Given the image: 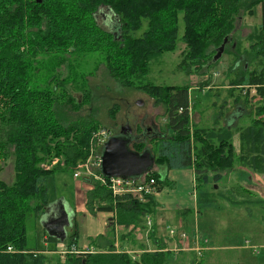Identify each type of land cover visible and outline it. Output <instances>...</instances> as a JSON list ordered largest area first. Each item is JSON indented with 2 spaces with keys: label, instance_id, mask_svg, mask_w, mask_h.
<instances>
[{
  "label": "trees",
  "instance_id": "16d2710c",
  "mask_svg": "<svg viewBox=\"0 0 264 264\" xmlns=\"http://www.w3.org/2000/svg\"><path fill=\"white\" fill-rule=\"evenodd\" d=\"M257 5L264 10V0H0V159L7 157L9 149L15 157L13 182L0 180V264H203L205 250L197 261L193 252L188 256L183 251L163 250L164 243L156 235V195L163 188H174L167 177L171 169L193 172L196 208L177 212L185 232H190L194 214L205 209H220L224 204L264 209V199L240 182L232 179L229 187L218 185L226 183L231 173L242 179V170L264 176V117L253 118L248 125H231L222 115L224 100L214 126H200L190 119L189 85L148 80L150 63L176 50L178 43L184 46L176 70L186 76L207 75L225 40L232 46L223 47V53L233 56L228 70L236 73L226 91L236 105H244L248 89L244 98L234 91L253 88L260 97L255 113L264 115V16L251 34L248 49L242 50L240 43L228 39L237 15L251 14ZM102 8L113 13V30L96 22ZM92 51L102 55L110 78L145 93L164 108L165 123L158 136L129 143L131 150L140 153L149 148L154 156L150 170L133 178L137 184L153 180L154 193L141 198L113 194L110 177L100 167L94 168L83 177L90 186L85 208L91 215L113 214L105 234L90 239L89 252L76 253L73 222V231L62 241L67 250L64 254L58 253L59 241L50 236L47 239L53 246L49 253L30 249L26 246V215L32 213L38 219L52 202L48 180L58 171H72L56 166L44 171L40 163L53 154L74 168L91 154L102 153L103 144L94 137L100 122L92 114H81L91 96L89 73L76 76L70 70L72 57ZM64 70L69 76H62ZM208 83L207 79L201 82L198 91L208 87L216 95L218 91L212 92ZM113 108L108 111L111 119L115 118ZM220 118L224 119L221 126ZM137 131H143L141 126ZM235 134L237 144L233 143ZM146 218L152 220L147 242L135 235L136 229L144 232Z\"/></svg>",
  "mask_w": 264,
  "mask_h": 264
},
{
  "label": "rangeland",
  "instance_id": "374dc122",
  "mask_svg": "<svg viewBox=\"0 0 264 264\" xmlns=\"http://www.w3.org/2000/svg\"><path fill=\"white\" fill-rule=\"evenodd\" d=\"M262 16H264V10H262L261 5H257L251 14L240 13L237 15L234 23V28L231 35L228 39L236 40L241 44V49H248L249 44L251 43V34L259 28L261 24ZM113 13L108 8H102L99 10L96 16V22L99 23L103 28L113 30L116 27V23L113 20ZM183 25L180 22V32H182ZM253 42V41H252ZM225 44V43H224ZM226 45V44H225ZM231 43H228L226 47L232 49L230 46ZM184 44L178 43L176 50L173 52H165L160 56L156 57L153 62L150 63V73L148 75V80L155 82L156 84H166V85H189L190 91V119L191 122L197 123L200 126H214V117L220 112V105L223 104L225 100V108L222 112V115H226L225 118H231V125H248L251 122V119L256 117H264L263 114H256L255 108L258 101L260 102V97L255 93L253 88H247L248 86H243V88H237L234 93L240 94L242 98L246 90L248 89V98L245 102L246 104L236 105L233 102V97L230 96L228 90L229 79L235 76V70H228V67L233 61V56L230 52L222 53L215 60L216 63L208 69L207 75L200 76L199 74L184 75L182 72L176 70V66L179 61V54L183 49ZM71 63L73 64L72 70L78 74L89 73L88 74V88L91 92L89 104L85 105V110L81 113L83 115L92 114L97 121L100 122V129H105L109 131L110 136L119 134L122 127L132 129L141 126L142 128L150 127V132L146 135L139 136V139H144L146 142L154 132H159V128L165 123L164 108L162 105H155L153 99L150 98L145 93L137 91L135 89L123 87L117 80L110 78L105 70L103 63L102 55L97 51H92L80 55L79 57H72ZM80 63L79 65L77 63ZM253 65V64H252ZM253 66L249 67L252 69ZM231 69V68H230ZM205 70V69H204ZM69 73L64 70L62 76H69ZM209 80V86L213 87V91H218L216 95L211 94L208 90L203 91L206 87L198 91L200 83L205 80ZM79 81V78L77 79ZM74 83V82H73ZM208 88V87H207ZM239 89H243L242 92H238ZM210 91V90H209ZM79 98V94H75ZM137 102L141 104L138 105ZM114 107V108H113ZM117 107V108H115ZM113 108L115 111V118L111 119L109 117L108 111ZM252 111L249 113V111ZM247 115H244L246 114ZM224 119L220 118L218 124L221 126ZM144 133V131H143ZM238 138L235 134L233 137V143L237 144ZM148 146H151L148 144ZM154 146V145H152ZM13 150L9 149L7 157L5 159H0V180L10 184L13 182L15 170V157L13 155ZM92 160L94 155H92ZM88 158L86 159V161ZM92 160L89 167L91 171L96 168ZM85 161V162H86ZM84 162V163H85ZM40 168L44 171H49L58 167L59 169L65 170L70 168L72 171H61L57 172L54 177L56 181L53 182V179L48 180V190L49 196L52 199H57L59 196H64L70 203H73L75 199V180L78 178L73 177V169L76 167L67 166L64 162L62 156L51 155L48 159L40 163ZM173 172L179 174L177 170H172ZM244 176L242 179L235 176L234 173H231L229 180L226 183H220L218 185H232L234 181H238L251 191L255 196L264 199V176L251 173L247 170H242ZM84 173V172H82ZM86 175L80 176L83 178ZM79 182L81 180H78ZM84 186V184H82ZM89 189L90 186H87ZM77 188V186H76ZM83 188V187H81ZM78 189V188H77ZM85 192V191H84ZM83 192L84 200L86 201V192ZM138 197V195H132ZM254 196V197H255ZM250 207V206H249ZM253 207V206H252ZM215 211L214 222L219 223L220 219L225 220V223L219 229H216L214 234H218L217 239L221 245H229L234 242H245L250 236L251 243L259 245L264 244V227H263V216L264 209L260 207H253V213H250V216L246 217V221H241L242 217H238L236 212L234 215L230 212L227 216L226 214L231 210H213ZM239 211L242 213H247L246 208L243 206L239 207ZM250 211V208L248 210ZM233 215V216H232ZM208 212H202L199 216V220L205 222L209 225V221H206ZM211 216V214H210ZM209 216V217H210ZM83 218H78L80 224ZM260 227V234H259ZM26 228V246L30 249L38 247L42 249L41 244V235L43 232V226L40 224V221L33 216L32 213L26 215L25 220ZM71 233V227L69 229ZM260 236V237H259ZM255 247L253 250H243V249H224L219 253L223 258L221 259L220 255H213L211 258L204 260L203 264H264V246ZM64 247H61V249ZM259 253V254H254ZM185 253V252H184ZM236 255L240 257V261L237 262ZM188 261V260H187ZM221 261V263H219Z\"/></svg>",
  "mask_w": 264,
  "mask_h": 264
},
{
  "label": "crops",
  "instance_id": "0c3cea01",
  "mask_svg": "<svg viewBox=\"0 0 264 264\" xmlns=\"http://www.w3.org/2000/svg\"><path fill=\"white\" fill-rule=\"evenodd\" d=\"M202 90V89H201ZM206 89H203L204 92H206ZM228 123H231V118L227 120ZM172 170H177L179 174L173 172ZM168 179L175 185L174 188H163L157 195L156 200L158 202V206L156 208V228L157 232L156 235L160 239V236L164 233V226L166 224H181L183 225V221L177 214L178 211H181L182 209H192L195 210L196 203H195V195H194V181H193V172L192 169H171L167 173ZM78 180H81L80 182ZM56 181V177L53 179V182ZM233 182V180H231ZM75 199L73 203H70L64 196H59L57 199H52V202L46 207V209L43 211V213L40 215L38 220L40 221V224L43 226V232L41 235V244L42 249H46V253H49L50 249H52L53 243L48 240V236L57 239L59 242L56 244V249H58V253L61 250V247L65 246V244L62 242L61 239H66L69 233V229L72 226L73 222H75V227L77 229V249H83V248H89L90 247V239H94L98 235H104L107 229V226L109 225V221L112 218L113 214L111 212H98L95 215H91L85 208V200L83 196V192L87 191L88 189V183L83 178H78L75 180ZM84 184V186L82 185ZM77 186V188H76ZM226 187H229L230 184L225 185ZM83 187V188H81ZM84 192V193H85ZM251 209V212L242 213L239 211V207H232L227 204H224L222 208L216 209V210H231L229 211L226 216L232 212H236L238 217H242L241 221H246V217L250 216V213H253V207H248ZM66 211L69 217V225L65 226V234L64 236H54L50 235L46 228L44 227V224L53 222L57 220L61 215L63 211ZM214 209H205L203 212H208V216L206 221H209V225H207L205 222H202V220H199L200 214H194V219L192 223V228L190 229L191 235H200L201 237L205 238L207 241L206 243V250L205 255L203 258V261L207 258H211V256L220 255L219 251L224 249H243V250H253L256 244L251 243V238L248 236V239L245 240V242H234L233 244L229 245H221L219 243V240L217 239L218 234H214L216 229H219L222 227V225L225 223V220L220 219V222H214V215L215 211ZM211 214V216H210ZM232 215V216H233ZM210 216V217H209ZM78 218H83L82 222L80 224ZM181 219V220H180ZM215 227V228H213ZM73 230H71L72 232ZM189 231V230H188ZM264 231V230H263ZM218 232V231H217ZM261 230L259 227V234ZM219 233V232H218ZM260 237V236H259ZM264 239V237H261ZM264 244L259 245L258 248L263 247ZM33 249L39 250L40 248L35 247ZM186 255L191 256L193 253L189 251H184ZM253 252V251H252ZM192 253V254H191ZM254 254H259L255 253ZM221 259L223 258L220 255ZM237 262L240 261V257L236 255ZM221 263V261L219 262Z\"/></svg>",
  "mask_w": 264,
  "mask_h": 264
},
{
  "label": "built area",
  "instance_id": "2783aa9c",
  "mask_svg": "<svg viewBox=\"0 0 264 264\" xmlns=\"http://www.w3.org/2000/svg\"><path fill=\"white\" fill-rule=\"evenodd\" d=\"M95 138L99 140V144H104L106 140L109 137L108 131L105 129H101L97 131L94 135ZM92 156L90 155L88 157V160L83 163L79 164L75 169H73V177L79 178L80 176L84 175H91V169L89 167V160ZM100 158L99 155H94V158L92 162L97 167H100ZM84 172V173H82ZM96 179L100 180L101 182L105 183V179L102 177L95 176ZM108 183L110 185V188L113 191V194H122V193H130L132 195H138V198H141L143 194H150L154 193L153 189V180L144 181L140 184H137V182L131 178L126 179L122 177H110L108 180ZM152 226V220L151 218H146V228L144 232H140V230H135V235L138 239H141L143 236V239L147 242L149 241L148 233ZM118 228H115V231H117ZM164 233L160 236L161 241L164 243V249L165 251H189L195 253V258L198 261V258L201 257V254L204 250H206V243L207 241L205 238L201 237L200 235H191L188 232H185L181 229V224H166L163 228ZM59 253L64 254L66 250V246H63ZM115 248L118 250V242H115ZM87 249L91 248H83L79 249L78 251H74L76 253H83V252H89ZM8 251H11V247L7 248ZM150 250H153L152 248ZM126 252L128 253H138V251H130L126 249Z\"/></svg>",
  "mask_w": 264,
  "mask_h": 264
},
{
  "label": "water",
  "instance_id": "95a60500",
  "mask_svg": "<svg viewBox=\"0 0 264 264\" xmlns=\"http://www.w3.org/2000/svg\"><path fill=\"white\" fill-rule=\"evenodd\" d=\"M40 2V0H36ZM225 40L220 49L215 54L216 60L223 51ZM140 105V102H137ZM131 142L125 133L108 137L103 144L100 170L106 177H122L133 179L136 176L146 174L153 166L155 158L149 148L142 152H136L129 148ZM64 222H59V218L53 222L44 224L47 232L50 235L62 237L65 234V226H68L70 221L67 212H62ZM63 241V239H61Z\"/></svg>",
  "mask_w": 264,
  "mask_h": 264
},
{
  "label": "flooded vegetation",
  "instance_id": "af4514ba",
  "mask_svg": "<svg viewBox=\"0 0 264 264\" xmlns=\"http://www.w3.org/2000/svg\"><path fill=\"white\" fill-rule=\"evenodd\" d=\"M137 128V127H136ZM142 128V127H141ZM143 129V131H144V133H143V131L142 132H138L137 130H133L132 131V129H129V128H126V127H122L121 129H120V132H119V134H122V133H125L126 134V137H128V139H130L131 141L132 140H137V139H139V136L141 135V136H143V135H146L147 136V133L148 132H150L151 130H150V127H147V128H142ZM119 134H117V135H119ZM158 134H159V132L157 131V132H154L153 133V135H151L152 137H157L158 136ZM65 221V219H64V217L61 215L60 217H59V222H64Z\"/></svg>",
  "mask_w": 264,
  "mask_h": 264
},
{
  "label": "bare ground",
  "instance_id": "6f19581e",
  "mask_svg": "<svg viewBox=\"0 0 264 264\" xmlns=\"http://www.w3.org/2000/svg\"><path fill=\"white\" fill-rule=\"evenodd\" d=\"M86 194V193H85Z\"/></svg>",
  "mask_w": 264,
  "mask_h": 264
}]
</instances>
